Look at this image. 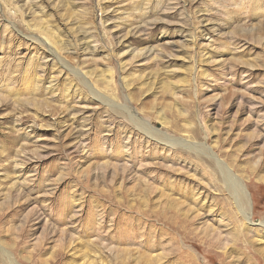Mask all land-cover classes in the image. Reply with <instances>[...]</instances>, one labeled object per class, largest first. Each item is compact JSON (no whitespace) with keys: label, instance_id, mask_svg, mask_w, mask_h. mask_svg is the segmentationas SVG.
<instances>
[{"label":"rangeland","instance_id":"374dc122","mask_svg":"<svg viewBox=\"0 0 264 264\" xmlns=\"http://www.w3.org/2000/svg\"><path fill=\"white\" fill-rule=\"evenodd\" d=\"M263 221L264 0H0V264H264Z\"/></svg>","mask_w":264,"mask_h":264},{"label":"bare ground","instance_id":"6f19581e","mask_svg":"<svg viewBox=\"0 0 264 264\" xmlns=\"http://www.w3.org/2000/svg\"><path fill=\"white\" fill-rule=\"evenodd\" d=\"M32 36V35H31ZM31 39L33 40H39L38 37H32ZM48 39V38H47ZM44 43V41H43ZM50 44H52L50 42ZM49 49V51L51 53H53L55 56V52H57V48L54 47V45L52 44L51 46H48L47 47ZM57 60L59 61V63H62L63 61L58 58L56 56ZM66 68L67 66L62 63ZM69 71H71L72 73H75L79 76H81V73L76 70V69H72V68H67ZM82 77V76H81ZM140 122V121H139ZM141 124V128L146 132L147 135L151 134L152 135H155L158 137V135L155 133H161L159 131H156L155 129L153 128H150L146 123H142L140 122ZM150 136V135H149ZM161 136H163L164 139H161V141H163V143L167 144V145H175V144H179V145H189L190 147L191 146H195L187 141H184L182 139H176V138H172V137H169L167 135H164L161 133ZM135 148V147H134ZM210 156L212 158L215 159V163H216V166L219 168V171L222 173V176H223V181L225 183V185L228 187V189L231 191V194L233 196V199L235 200V204L237 206V209L239 210V212L242 214L243 218L250 222L251 221V205H250V200H249V197H248V193L246 192V190L244 189V186L242 185V183H240V181H238V178L237 176L232 173V171L229 169V167L226 166V164L218 159L217 157H215L213 154H210ZM242 199H244L246 201V204L247 206L246 207H243L242 205ZM59 217H63V213H60V215H58ZM258 225H264V221L262 223H259ZM263 227V226H262ZM86 230V228H85ZM87 245V249L85 251H83V256L87 255V254H90L92 255V260L88 261V260H85V263L87 264H98L100 263L99 261H97L95 258L98 257L96 255V252H94V249L96 248L95 245L93 243H90V242H87L86 243ZM98 248V247H97ZM97 250V249H96ZM1 251H2V256H3V259H4V262L6 264H17L10 256L9 252L6 250V249H2L1 248ZM93 252V253H92ZM99 259V258H98ZM100 260V259H99ZM84 263V264H85ZM122 263V262H121ZM101 264V263H100Z\"/></svg>","mask_w":264,"mask_h":264}]
</instances>
